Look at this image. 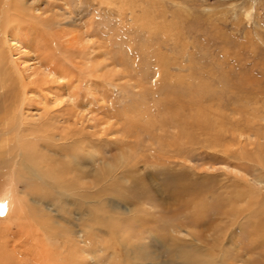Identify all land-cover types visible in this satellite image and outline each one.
Masks as SVG:
<instances>
[{"label":"rangeland","instance_id":"374dc122","mask_svg":"<svg viewBox=\"0 0 264 264\" xmlns=\"http://www.w3.org/2000/svg\"><path fill=\"white\" fill-rule=\"evenodd\" d=\"M70 8L77 18L72 25L49 31L27 21L23 25L33 30H20L17 40L10 33L0 36L1 76L9 84L3 91L14 96L9 122L25 107L27 133L38 134L30 137L38 150L32 155L49 169L70 163L74 148L82 144L73 141H105L94 149L108 151V188L93 200L101 206L106 232H97L103 239L93 238L108 249L96 262L86 259L89 263L103 264L115 251L122 264H207L202 242L201 248L190 247L189 237L181 239V234L214 241L215 227L225 228L213 209L220 204L222 212L228 210L229 190L237 189L231 185L239 184L208 166L216 156L254 152L255 144L248 142L247 149L244 142L246 150L236 145L230 122L241 119L242 129L253 118L264 126V0H89L83 5L74 0ZM13 63L24 78L25 98ZM47 112L49 119H40ZM53 113L60 115L63 133L52 130L48 135ZM136 133L148 134L149 140L136 138ZM256 134L241 141H254ZM2 136L0 159L7 158L6 169L12 155L3 151L14 141L12 135ZM45 141L57 151L42 147ZM62 141L73 147L68 157L58 152ZM55 178L67 193L62 174ZM27 185L21 190L28 194L60 207L67 202V195L60 197L50 186ZM7 192L9 199L17 198L14 191ZM26 198L29 205L23 212H17L15 201L10 207V200L0 203V264H32L34 252L61 246L55 238L46 242L41 225L49 219ZM232 235L233 243L250 241L237 228ZM226 246L231 250L232 243ZM56 251L63 257L68 252L61 247ZM221 255L214 251L208 264H223Z\"/></svg>","mask_w":264,"mask_h":264},{"label":"bare ground","instance_id":"6f19581e","mask_svg":"<svg viewBox=\"0 0 264 264\" xmlns=\"http://www.w3.org/2000/svg\"><path fill=\"white\" fill-rule=\"evenodd\" d=\"M76 1L82 5L83 3L89 4V0ZM72 2L74 3V0H0V36L5 37L10 33V36H12L14 40H17V35L21 31L24 32V30H33V26L29 28H27L28 26H24L25 22L27 23V21L31 22L32 24L38 23L42 26L43 29L49 31L58 27H63L67 24L72 25L73 23H76L77 19L76 15H74L75 12L72 10V8H70ZM1 39L2 38H0V41ZM96 66L98 65L96 64ZM12 68H14V71H16V79L19 80L18 82L20 84V87H23L22 95L25 98L27 94L24 89L26 88L25 83L23 82L24 78L21 75L18 67H16L15 63L12 64ZM1 74H5L2 69H0V106L4 110H1L3 111V114L0 115V127H2L0 129V135H12V139L14 142H12L13 144L11 143V147L9 145L10 149L7 147L8 149L3 151L4 155H12L6 169L4 168V165L6 164L7 158L5 159L2 156L3 158L1 157L0 159V164L2 163L3 165V163H5L0 167L5 183L0 186V203L3 204L5 203V200H10V207L14 204L13 202L15 201L17 203L15 206L16 208H18L17 212H23L22 208L24 207V205H29L28 201L26 200V196H29L30 204L34 205V208L39 207L38 209H40L39 211L41 212V216L47 217L49 219L46 222L47 224L43 223L41 225L42 231L46 235V242L50 244V242H53V238H55L61 243L60 247L62 250H68L67 255L63 257V252L56 251L60 247L55 250L54 245L52 247L50 244L48 248H45L43 250L40 249L41 251H38L37 253L34 252L32 258L30 256L32 264H82V261H85L86 259H90L95 262L98 261V256L101 253L107 251L108 245L107 243H99L93 238L94 236H97L99 238V236L97 235L98 231L103 233L106 232L104 225L105 219L101 216L102 213H100L101 206H97L96 201L98 199L94 201L93 196L97 195L96 197H99L98 193L102 194L105 193V191L107 192V165L109 168V164L108 160L106 159L108 151L104 150L102 152H99L98 149L96 148V150L94 149V147L98 146L97 144L103 145L105 141H94L90 137H88L87 141H82L81 139V141H76V143L75 141H73V144H82L81 146L77 145L79 147H77L76 149L74 148L75 155L71 156L72 160L70 161V163L66 164V167L64 166L62 169H49V165L41 167L39 165V162H35L37 157L34 158L32 155H36L34 153L35 151L38 154V150H36V140L35 142L31 141L30 137H38V134H34L35 131L27 133L26 116L23 110V108L25 107H23L22 105L23 108H21L20 110V115L17 113L18 115L16 118H14L12 123H10L8 120V116L10 114L8 116L7 114L10 112L9 110L11 109V107H13L11 104L12 98L14 96L11 98L10 96H8V92L3 91L9 84L6 85L7 79L5 80V77H2ZM47 115L48 112L46 113V117L42 116L40 117V119L45 118V121H47L49 119ZM51 115L53 121L51 120V122L49 121V123L54 124H52L47 134H52V130H57L59 133H63V130L61 129L62 126L59 124L60 122L58 119L60 118V115L55 116L54 113ZM252 119L244 121L243 124H245V126L242 125L243 127L241 129L239 124L242 121L238 118L236 119L235 123L230 122L232 123V126L229 128V134L231 135V138L235 140L234 142H236V145L241 144L242 146L244 142H246V145L248 144V142L252 145L255 144L254 147L256 148L254 152L252 153L251 151H249V153L252 155H249V153L247 154L246 151L244 152H246L247 155L243 154V151H241L242 149L240 148L241 150L238 152V154L234 155L232 158H220L216 156L214 163L208 166L209 169H212L218 173L224 172L226 176L228 175L226 178L227 181H229L232 177L235 179L233 181H236L239 184L237 186L231 185L233 187H237V189L235 188L234 190H229L231 192H229L230 197L228 198L227 206L231 207L228 210L222 212V210L224 209L222 207L224 205L221 206L220 204L215 206L217 209H213L214 215L219 216V222L224 224L225 228L218 230V232L217 228H220L219 225L215 227L216 235L214 241H212L211 238H208L207 236H205L203 239L200 237L202 239V241H200L199 237L195 234H181V239L183 238L186 240V237H189V242L191 245H188L190 247L196 246L198 248H201L202 242L204 255L208 259V262L214 255V251L221 250L222 255L220 257L223 264H264V126L262 127V124L260 125L256 120ZM5 125L8 126L7 129L5 128ZM126 125L128 128L131 127L128 124ZM132 128L137 127L136 125H133ZM261 128H263V130ZM256 133L258 134V136H256ZM136 134L138 135L136 136ZM136 134H133L132 137L136 136V138H144L145 141L146 139L149 140L148 138H145L146 134ZM251 134H256L254 141H246L253 137V135ZM27 136L29 137L27 138ZM225 136L223 137L225 138ZM146 137H148V134ZM149 137H151L150 134ZM241 138H245L246 140L241 141ZM52 139H55V135H53ZM62 142L63 144H59L61 148V150L58 151L61 152L59 154L61 156L66 155V157L73 154V147L67 141ZM129 142L130 141H125L124 144L128 145ZM40 145L38 143V146ZM42 147L48 150H51L52 148L57 151V147H55V145H53L51 141H45V144L42 145ZM247 147L248 145L246 146V148ZM228 148H225L224 150L226 153L230 150ZM242 148L243 150H246L244 149V146H242ZM231 159H233V161ZM42 162L45 163L46 161ZM100 163H102L101 167L105 168L104 172L103 168H99ZM113 168L115 169V166H113ZM48 174H50L51 176ZM59 174H62V176L64 177V181L66 182L67 187V193L62 189L61 184L58 183L59 179L55 178V176ZM94 176H96V179ZM26 181H28L30 186L31 183L39 182L43 185H46V188H49L50 186V188L56 190L60 197L67 195V202H65L63 206L60 207L56 202H51L44 196L40 195V197L38 198V194L34 192L32 194H28L25 191H22L21 185L26 183ZM10 182L11 186L7 187V184ZM239 186L241 187L239 188ZM6 188L7 191H14V193L17 194V198L12 197L13 200L9 199L8 197L10 195L8 194L9 192L6 191ZM59 207L61 208L60 210L58 209ZM61 219L64 220L66 224H64ZM228 224L229 226L227 227ZM236 228L239 229L241 238H244V241H246V239H249L250 241L246 242V244L242 243L240 240L239 241L242 244L233 243L234 237H232V234L234 233V230ZM65 230L66 232H64ZM47 234H49L50 236H48ZM47 236L50 238H47ZM101 238L102 237L100 235L99 240ZM229 243H232L231 250H227L226 248V245H229ZM68 246L72 248H70L69 250ZM232 249H235L236 251L233 252ZM257 249L263 250H261V252L259 251V257H254L253 254H256L255 251ZM77 250L79 252H77ZM119 255L120 254L113 251V253L108 256L107 261L103 264H122L123 257L120 255L121 258H119ZM131 259L133 261L132 263L139 262L133 258ZM86 262H88V264H91L89 263V260H86ZM139 264H141V262H139ZM170 264L198 263L196 261H190L187 263L173 262Z\"/></svg>","mask_w":264,"mask_h":264}]
</instances>
